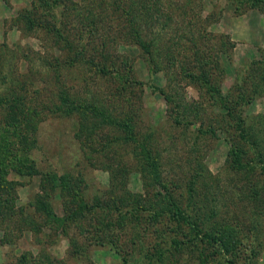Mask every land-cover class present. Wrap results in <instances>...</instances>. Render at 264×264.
<instances>
[{"label":"rangeland","instance_id":"1","mask_svg":"<svg viewBox=\"0 0 264 264\" xmlns=\"http://www.w3.org/2000/svg\"><path fill=\"white\" fill-rule=\"evenodd\" d=\"M48 1L57 5L55 11L69 7L71 19L77 8L82 9L80 16L93 24L99 21L103 36L114 44L95 49L88 43L87 57L71 64L75 52L68 44H58L46 29L30 28L32 12L46 26L44 22L54 21L53 8H37L36 0H0V96L10 90L21 98L11 121L21 128L11 137L12 144L19 155L32 151L39 170L32 176L11 171L8 184L14 187L3 189L6 198H14L25 211L17 208L0 217V264H17L24 255L31 264H121L120 257L103 245L107 235L98 228L105 216L102 207L126 191L150 196L153 184L145 182L140 166L146 151L159 158L165 182L175 179L177 187L170 183L172 195L184 206L187 178L200 174L194 192L196 206L207 219L203 225L234 227L241 243L230 254H217L204 249L199 238L180 229L177 221L157 224L160 221L153 222L146 214L147 222L139 225L140 243L130 246L137 236L127 221L119 245L129 244L128 253L134 251L138 257L140 250L155 247L153 232L160 229L169 239L181 241L166 264H231L230 260L264 264V164L259 163V153H264V0ZM116 5L139 10L141 30L156 51L155 72L150 56L129 36H120L130 29L123 11L116 18L112 13ZM68 31L76 41V32ZM91 57L95 65L90 64ZM124 61L133 65L130 85L121 84L112 72L128 71L122 68ZM97 63L110 73L99 72ZM242 92L249 95L245 104L235 107L227 101L225 107L221 98ZM63 93L90 111L70 115L60 111ZM4 115L0 110L2 121ZM31 115L34 121L38 117L32 128ZM233 150L247 164L239 173ZM54 173L78 183L93 209L81 220L83 227L51 228L45 213L35 211L43 196L58 217L72 210L71 200L52 188ZM249 182L256 183V200ZM208 256L215 257L205 262Z\"/></svg>","mask_w":264,"mask_h":264},{"label":"trees","instance_id":"2","mask_svg":"<svg viewBox=\"0 0 264 264\" xmlns=\"http://www.w3.org/2000/svg\"><path fill=\"white\" fill-rule=\"evenodd\" d=\"M35 6L37 8L40 7H49L54 9V21L53 22H44L46 24L43 25L42 21H38L39 19L35 18L32 12V17L29 19L33 28L35 26L46 29L50 35L58 38V44L66 43L68 44V49L71 51L74 50L75 55L71 57V64L77 62V60H82L87 57L88 52V43H91L93 48L97 49V46H101L104 49L109 47L114 42L108 41L102 34L101 27L99 28L98 22L92 23L89 18H85L84 15L80 16V13L83 12L82 9H76L74 15L71 18L68 17L69 7L64 6V9L55 11V7L57 6L55 3H51L48 0H36ZM65 4V3H64ZM117 9L112 13L115 18L117 17V13L123 11L126 15L127 21L129 23V33H125L121 31L120 36H129L134 44L143 49L144 53L150 56L149 63L150 68L153 72H155V68L159 63H157L155 59L154 53H156L155 49H152L153 43L148 42L145 39L144 32H142L141 28L143 26V20L141 19V15L138 9H134L129 6H119L116 5ZM59 8H62L59 6ZM123 9V10H122ZM66 11V13H64ZM53 13H50V15ZM66 16V17H65ZM101 20V18L99 19ZM80 22V23H79ZM75 24V25H74ZM73 25V27H72ZM76 32L73 34L77 35L76 41H71L69 36H67V32ZM126 31V29H125ZM102 39V40H101ZM112 41V38H110ZM88 42L85 44V42ZM101 40V41H100ZM100 41V42H99ZM70 51V52H71ZM120 61L117 57L116 62ZM95 65V58L91 57L90 64ZM1 64V63H0ZM124 65L122 68H128V71H119L117 69H112V72H116V75L119 77V82L125 85H130L132 82L133 76V65L124 61ZM99 67V72L103 74L110 73L111 70L107 69L106 65L99 66V63L96 64ZM155 66V67H154ZM2 64L0 65L1 70ZM109 70V71H108ZM205 78V77H204ZM203 82L208 83V79H202ZM138 83V81H135ZM123 85V86H125ZM7 89H5L6 91ZM12 91L5 92L4 96H0V107L1 111L4 112V120L0 119V217L3 214L12 213V211H16L18 206L16 204V200L14 198H6L5 193H3V189L10 187L12 183L8 184L9 175L11 171H18L24 175L32 176L33 174H37L39 172L37 168V162L33 158L32 151L26 155H19L18 148L14 144H12L11 137L16 136L19 133L21 128L20 124L12 123L14 117L17 116V112L14 109L17 103L21 102V98H15L11 95ZM64 107H61L62 112L67 114H72L74 112H89V107L87 105L83 106V103L75 104V101L71 99L68 94H64ZM169 99V98H168ZM249 99V95L246 92L237 93V96L230 97V99L226 100L225 98H221L225 107H228L227 101L231 102L232 106H241L247 102ZM232 113V112H231ZM103 115V114H102ZM38 120V117H37ZM37 120L29 121V125L32 128ZM107 122V121H105ZM116 125L127 129L129 125H127L124 121H113ZM36 129L33 130V132ZM243 138L247 140L246 132L242 130ZM34 141H37L34 140ZM145 154L144 157L140 160V166L145 171L144 172V180L145 182H149L153 184V192L149 197H143L141 194H127V191L117 197H113L109 203L102 207V212L105 214L104 218L99 222V230L102 229L103 232H106L107 235L103 239V245H107L112 251H114L121 260V264H143L141 261H147V264H166L165 261L169 259L171 255H173V251L181 246V241L176 239V237L168 238L160 229H155L154 233V241L155 247L150 248L148 251L145 249L140 250L138 253V257L136 253L129 252V244L127 247H123L119 245L120 238L126 234V222H130L133 224V239H131L130 246H136L140 243L139 236H141L140 223L142 220L146 219V214L149 220L153 222L160 221L157 224H161L167 220L177 221V226L179 228H185L190 230V234H195L197 238H199L201 245L204 249H213L217 254L227 253L230 254L232 249L237 247L238 244L241 243L240 240V232L236 228L225 227L224 225H219L221 228L215 227L214 229H206L204 221H206V216L202 213L201 209H198L196 204L197 201L195 199V189L194 185L197 184V177L200 174L196 175L191 173V176L187 178V195H188V203L184 206L185 203H180L174 195H172L170 183L172 186L177 187L176 181L172 180L170 182H165L160 174V162L158 157H151L149 152ZM236 150L231 152V156L234 157V167L237 169L236 173L242 171L243 168L247 167V164L244 163L243 157L238 154ZM32 154V155H31ZM259 163L264 164V153H259ZM123 166V165H122ZM120 165V171L123 169ZM250 168L253 169V165L249 164ZM121 171V172H122ZM46 177V176H45ZM53 186L52 188L60 189L65 196H67L71 200L72 210L65 215L64 217H58L49 203L46 201V196L44 198L39 199L35 206V211H41L45 213L47 217L46 223L51 228H68L71 225H80L83 227L81 220L85 218V216L89 213H92L93 209L89 207L86 203L85 198L82 194L81 187L78 183L73 182V179L69 177V175H58L54 173L51 176ZM116 179H119L116 176ZM45 180H48L46 177ZM249 179H245V184H247ZM14 187V184H12ZM248 188L250 190L251 197L254 200L257 199V194L259 191L257 189L256 183H248ZM117 188H119V184H117ZM194 200L196 202H194ZM32 208V206H31ZM21 212L25 211V208H18ZM215 212L213 211L212 214ZM145 214V215H144ZM215 215H212V217ZM211 217L208 218V220ZM45 224V223H44ZM157 224L154 225V228H157ZM140 225V226H139ZM44 226V225H43ZM82 227L80 230L82 231ZM189 227V228H188ZM42 226L38 225V230H40ZM84 232V231H82ZM187 235V234H186ZM165 243V245L163 244ZM211 257L208 256L205 259V262H208ZM227 262V261H226ZM234 263L232 260L228 261V263ZM17 264H31L28 255L22 256V258L18 261Z\"/></svg>","mask_w":264,"mask_h":264}]
</instances>
